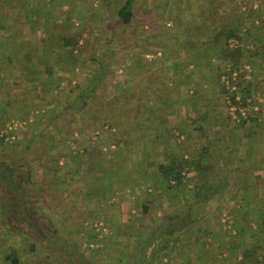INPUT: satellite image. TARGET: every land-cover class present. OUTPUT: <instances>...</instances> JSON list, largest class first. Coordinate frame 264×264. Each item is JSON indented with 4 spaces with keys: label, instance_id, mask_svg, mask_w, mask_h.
<instances>
[{
    "label": "trees",
    "instance_id": "obj_1",
    "mask_svg": "<svg viewBox=\"0 0 264 264\" xmlns=\"http://www.w3.org/2000/svg\"><path fill=\"white\" fill-rule=\"evenodd\" d=\"M218 1L223 3L224 0ZM133 3L134 0H126L117 11V17L124 26H129L133 22ZM112 4L109 6L111 7ZM36 10L42 11L40 8ZM214 15L213 12L206 21L208 22L210 19L213 21ZM239 15L235 26H232L231 23L224 24L222 30L212 41V44L216 45L221 63L225 66L224 69L218 68L217 77L219 80L225 78L228 83L227 85L221 84V96L228 99L225 102L228 109L235 107L233 114L236 117L234 119L230 114L222 115L221 105H208V109L199 113L197 119L192 121L197 126L200 148H190L185 146L186 144L178 142L181 135L185 133V126L188 125L184 119L180 118V115L170 118L172 115H163L158 108L150 110L146 107L143 98L153 90L151 88L147 90L146 86L144 87L145 80L140 83L135 82L129 89L124 88V90L123 84L119 83L118 86L121 87V91L123 90L124 97H115L117 87L114 85L115 90L111 96L116 98V102L113 100L111 103L109 100L106 103L91 101L93 98L98 99L101 95L108 97L110 89L101 85L107 76V73L103 72L94 75L97 80L86 86H78L75 99L63 103V106L57 108V118L52 121L53 125L49 127V131L60 129L64 134L65 128L70 124L62 121V118L73 114L84 118L81 121V127L86 132L88 130L93 133L109 130V140L101 139L100 141L103 146L109 145L107 155L113 158L122 153L121 148L114 150L110 146L111 144H117L118 147L123 145V148L127 146L126 156L120 157V162L113 160L115 163H113L112 169L97 168L99 163L103 164L104 161L102 148L100 149L96 145L97 143H91L87 137L88 143L85 142L82 146L83 162H80L78 167L71 172L66 170L65 166L60 165V158L51 155L52 138H47V140L43 134L31 138L32 146L38 145L42 148L34 149L29 146L22 154L25 156L23 165L31 168L26 180L29 184L25 185L14 182L16 174L20 171L19 167L0 157V188H3L4 193L6 191L10 197L22 202L24 216L27 218L28 224L31 227L34 224L38 225L41 223L43 215H46L50 221L49 225L43 222L42 228L49 234L52 233L51 235L46 233L45 237L38 236L40 233L43 235L39 226H36L37 230L34 233L25 232V249L31 257H39L37 246L42 244L44 250L53 253L46 254L48 259L47 261L42 260L43 264H48L50 260H52L50 264L52 262L54 264H107L106 260L100 258L103 257L100 247L96 249L100 257H87L83 252L72 251L67 239L60 242L59 223L57 224L59 217L57 219V215H54L55 211L50 205L49 196L57 194L53 187H60V182L63 180L62 175L70 178L71 183L82 181L87 186L88 194H93L96 189L97 196L101 198L106 197L108 193L115 192L114 188L118 187L124 178H128L127 184L132 188L138 186L145 188L146 186L140 182H132L136 179L135 176L144 173L146 178L151 175L156 178V182L152 185L156 200L147 198V200L141 201L142 218L133 217L128 218L127 221L116 222L117 235L124 251L120 255L118 254V258L111 259V263L264 264V133L259 135V131L264 132L261 118L264 105L256 113L249 111L252 107L251 100L258 92L260 84L257 73H248L244 70L246 64H250L251 68L256 66L255 63L249 61L254 60L252 51L244 49L243 45L236 49L229 47L231 40H238L243 44L244 41L252 43L255 39L258 44L255 56H260L264 52V45L262 46L264 40L252 35V28L247 27L246 24L244 28L243 23L251 20L255 24L253 21L255 19L262 24L264 23V14L261 10L258 13V11L246 12L240 9ZM206 24L205 32H209L207 29L209 25ZM261 26H256V28ZM65 30V25L48 26L47 31L51 36L48 48L52 50V47L54 50L61 45L60 47L67 54L56 55L52 50V57H48V62L61 60V58H65L64 61L69 60L72 65L77 60L86 61L84 55L86 40L84 41V37L87 30L80 28L69 33ZM188 30L185 31L183 48L198 47L199 45L194 42L196 41L195 31ZM253 45H255L254 41ZM93 61L103 66L106 63L104 59L93 58ZM60 64L61 62H58L57 66ZM129 75L130 73H127V76ZM247 75L250 76L249 79H247ZM49 76L53 77L55 73L51 71ZM114 76L116 77L117 73L112 71V81ZM159 91L161 90L159 89ZM73 92L74 90H71V94ZM165 106L166 104H162L161 107L165 108ZM214 116L217 118L214 119ZM218 116L221 117L220 120ZM154 120L158 121L160 130L153 124ZM213 126L219 127L221 130L214 133L213 130L207 132ZM152 129H155L156 135L149 132ZM141 131L144 132L145 140H151L152 147L148 145V151L146 154L144 153L145 158L141 162L142 167L133 166V170L130 171L127 166L130 162L131 146H137L139 138L137 134ZM63 134L58 141L60 145L70 140L78 142L77 138L67 137ZM187 137L190 136L187 134ZM259 137H262V144L255 150V142ZM169 141L174 144L172 145L174 153L167 158L159 159L158 155L163 154L156 153L154 149L158 150L159 142L165 145ZM0 142L6 144L2 139ZM223 150H229L231 155L236 153L235 158H240L241 163L236 164L233 159L230 164L227 163V166L220 164V157L225 156L222 153ZM229 151L228 153H230ZM36 164L42 171L40 181H33L32 177L34 175L32 166ZM234 177H237L238 180L233 181ZM27 185L34 188L33 194L29 192ZM66 194L69 196V193H65L62 198H57L58 207L69 212L71 207L65 204L68 197ZM227 198L234 203L235 209L232 212V219L229 220L230 226L219 220V225L222 228L219 232L217 226L208 221L214 216L218 219L222 216V213H215L214 208L219 201L222 202ZM181 199L183 204L180 202ZM82 202L84 201L82 200ZM14 205H16L15 201ZM26 206L29 208L27 209ZM45 207L48 211L43 212ZM6 210V206H3L4 217L8 213ZM96 224L95 222L81 225L89 245L96 244L103 236L102 230L98 229ZM206 244L210 246L208 249H205ZM92 249L95 250L94 247ZM192 251L195 257H192ZM52 255L55 256L50 259ZM20 256L18 250L11 247L4 259L10 264H23ZM45 257L44 259H46Z\"/></svg>",
    "mask_w": 264,
    "mask_h": 264
},
{
    "label": "crops",
    "instance_id": "obj_2",
    "mask_svg": "<svg viewBox=\"0 0 264 264\" xmlns=\"http://www.w3.org/2000/svg\"><path fill=\"white\" fill-rule=\"evenodd\" d=\"M92 1L0 0V124L6 121L0 132L13 120L25 122V125L16 131V139L11 143L12 145L21 141L19 148L22 149L20 151L22 155L29 146H32V139L28 138L29 132L33 133L31 137L41 136L42 132L37 131L42 129L36 130L37 127L43 124L46 126L55 120L57 108L75 99L78 86H86L97 80L94 75L106 72L107 76L101 85L108 88H113L115 85L117 87L115 97H124L121 87L118 86L119 83L123 84V89H129L133 83L145 80L144 87L146 86L147 90L148 88L153 90L143 98L146 107L150 110L158 108L163 115H172L170 118L180 115V118L188 124L181 138L187 139L188 143H193L200 148L197 126L192 121L197 119L198 114L202 112L201 105L207 107L214 102L217 97L216 91L218 92L223 84L222 79L219 80L217 77L218 68H225L216 51V45H213L212 41L222 30L224 24L236 25V19L240 16L242 6L247 8L246 12L253 10L260 13L261 10L264 14V0H224L222 4L218 0H214V3L213 0H134V19L129 26L122 25L117 17L119 7L126 0H96L95 5L98 7L91 6ZM111 3H113L111 5L113 10L110 12ZM37 8L42 11H37ZM84 8H88V11H84ZM213 12L214 20L210 19L207 22L206 20ZM81 15L85 17L86 23L90 21L97 23L98 33H95L94 38L103 43L100 47L102 50L95 55L98 58L117 55L119 62L115 61V64L106 62L104 66L94 61L89 63L87 58L82 62L77 60L73 65L68 60L64 61L65 58L48 62L47 59L49 56L52 57L53 50L52 47L50 50L47 46L51 38L47 31L48 26L64 25L68 17L75 20ZM206 23L209 25L207 28L209 32H205ZM244 24L245 22L243 23L245 28ZM98 25L102 26L98 27ZM163 25H167L166 32L170 39L166 43L171 41L168 43L170 46L164 43L165 39L160 35L159 31ZM259 25H261L260 21L256 20V26L259 27ZM188 29L195 31L196 41L194 42L199 45L196 48H183L185 31ZM121 39L126 40L127 44L133 42L136 44L135 48L133 50L119 49L117 45ZM60 46L53 50L55 54L67 55ZM58 62H61L59 66H57ZM86 62L89 64L85 65ZM84 66H87L86 69ZM51 71L55 73V76H49ZM112 71L119 75L113 81ZM127 73L130 75L127 76ZM141 85L143 87V84ZM71 90H74L73 94ZM106 97L101 95L98 99L93 98L91 101L106 103L109 100V97L108 99ZM115 97L111 96L110 103L112 100L117 101ZM162 104H166L165 108L161 107ZM79 117L73 114L62 118V121L72 124L69 127L72 128L69 136L77 139H80L82 135ZM216 118L217 116H214V119ZM30 120L31 122H28ZM35 120L36 123H33ZM153 124L160 130L157 120H154ZM31 126L32 128L29 129ZM59 130L55 129L47 135L53 141L50 147L51 155L60 158V165L65 166L66 170L71 172L78 167L80 162H83V150L79 152L80 148L72 140L60 145L58 141L62 137L63 130ZM105 131L107 132L105 129L96 133L97 140ZM149 132L156 135L155 129ZM187 134L190 137H187ZM63 135L67 133L64 131ZM137 136L139 138L135 151L139 153L138 159L128 164L130 169H133V166L142 167L144 153L148 151V145H152L151 140H145L144 132H138ZM178 142L183 143L181 140ZM158 145L160 147L154 151L163 154L159 159L167 158L174 153L172 141L165 145L159 142ZM32 148L41 149L42 146L33 145ZM104 151L107 152L108 148L106 147ZM16 153L18 154L17 151ZM23 167L22 171L27 180L31 168L27 165ZM32 167L33 181H40L42 177L40 167L37 164ZM153 176L146 178L142 173L135 176L136 179L132 182L153 185L156 182ZM62 179L59 188L58 186L53 187L56 195L62 198L65 193H69V196L66 194V197L68 196L66 202L70 196H75L78 200L80 198L78 187L83 185L82 181L71 183V179L64 175ZM127 180L128 178L123 180V184H127ZM72 192L73 194H70ZM96 199H99L97 195ZM57 210L58 208L54 211ZM6 251L5 254H0V264H10L4 259L9 250ZM32 258L27 259L31 262ZM21 260L25 259L21 258Z\"/></svg>",
    "mask_w": 264,
    "mask_h": 264
},
{
    "label": "rangeland",
    "instance_id": "obj_3",
    "mask_svg": "<svg viewBox=\"0 0 264 264\" xmlns=\"http://www.w3.org/2000/svg\"><path fill=\"white\" fill-rule=\"evenodd\" d=\"M97 4L96 0H93L91 2V6H97L95 5ZM94 7V8H97ZM88 8H84V11H86ZM113 10L112 7H110V12ZM88 11V10H87ZM70 12V11H69ZM264 12V11H263ZM71 16V15H70ZM85 18V17H84ZM83 15H81L80 18H76L75 20H72V18L69 17V20L66 21V23L64 24L66 26V31H68V33L70 31H77L80 28L82 29H86L87 30V34L84 37V41L86 40V51L84 52L85 57L89 60L90 62H93V58L96 57L97 59H104L107 63L109 64H115V61L119 62V58L117 57V55L115 56H105V57H100L98 58L95 53H99L102 48V43L103 41L100 40H96L94 38L95 33L97 32V23H94V21H90L88 23H86L84 21ZM74 19V18H73ZM87 20V19H85ZM254 23L251 20H247L245 22L246 26L249 28H252V33H254L255 36H257L258 38H261L264 40V23H260L261 27L260 28H256V21L255 19H253ZM84 22V23H82ZM244 24V25H245ZM56 25V24H54ZM102 26V25H98ZM114 26V25H113ZM70 27V28H69ZM167 29V25H163L160 28V35L162 37H164L165 39V44L170 46V42H167V40H169V35L166 32ZM98 33V32H97ZM167 33V34H166ZM252 40V39H251ZM253 41L255 43V45H253ZM251 42H245L241 45L244 46V49L250 50L252 51L251 54L253 55V59L254 60H249L252 63H255L256 66L251 68L250 64H246L244 66V70H246L248 73L254 72L258 74L259 80L258 82L260 83L258 85V92H256L254 94V98L251 100V108L249 109V111H252L254 113H256L263 105H264V52H262L260 54V56H255L256 55V46L258 44H256V40L254 39ZM258 42V41H257ZM83 43V42H82ZM264 44H262L263 46ZM136 44H134L133 42L130 44V42L127 44L126 40L121 39L118 42L117 47L123 48V49H131L133 50V48H135ZM251 49H249V48ZM94 54V55H93ZM69 61V60H68ZM70 63V61H69ZM89 63H85V65L89 64ZM87 66H84V68L86 69ZM84 72V71H83ZM82 72V73H83ZM119 77V75H117L116 77L114 76L113 79H117ZM250 76L247 75V79H249ZM222 83H225L226 85L227 80L225 78H222ZM110 91L108 93V97L109 100L111 98L112 92L115 90L114 88H109ZM124 90V89H123ZM122 90V92H123ZM217 97L214 99V102L211 105H215L217 104L218 106L221 105V110H222V115H228L230 114L231 117H233L235 119V115L233 114L235 111V107H231L230 109H228V107L225 105V102L228 101V99L226 100L224 97L221 96V90L220 88L218 89V92L216 91ZM107 98V97H106ZM108 99V98H107ZM144 100V99H143ZM139 102V101H138ZM110 103V101H109ZM228 103V102H227ZM229 104V103H228ZM200 105V104H199ZM209 105V106H211ZM202 112H205L208 108V106H204L202 107ZM213 108V107H212ZM223 117V116H222ZM15 118V117H14ZM220 116H218V119L220 120ZM262 124L264 126V112L262 115ZM84 118L82 116L79 117L80 122L83 120ZM6 123V121L3 122V124H0V130L2 129L3 125ZM36 123V120L33 122ZM53 122L48 123L46 126H43L45 124H43L40 127H37L36 130L38 129H42L40 131L37 132H42V134H44V138L47 139L49 138L47 135H49V132L55 130V129H51L49 131V127H51L53 124ZM78 123V122H77ZM74 124H76L74 122ZM72 125V124H70ZM70 125H68L65 128V133H67V137H71L69 135H71V131L72 128H69ZM209 127V126H208ZM32 126L29 128L31 129ZM107 130V129H106ZM187 130V129H186ZM213 130V131H212ZM221 129L219 127L213 126V128H209L207 130V132L212 131L213 133L215 131H220ZM82 135L80 137V139H78V142L76 143L78 145V147L80 148L78 151H82L83 148L82 146L84 145V143H88L87 138H89L91 143H97L96 145H98L100 147V149L102 148V158H103V164L100 162L99 166H97V168H105L106 170H110L114 167L115 162L114 161H118L120 162L121 159L120 157H125L126 156V150H127V146L124 148L123 145L121 147H118L117 144H111V147H114L112 149H120L122 151V155H116L113 158L110 157L109 155H107L104 150L105 148L109 147V145H102L100 143L101 139H106V141L109 140V135H110V131L107 130V132L105 131V133L103 132V134L101 133V135L99 136V139L97 140L96 137V133H93L92 131H84L81 129ZM264 132L261 130L259 131V135H262ZM33 135V133L29 132V136L28 138H33L31 137ZM37 136V135H35ZM182 136V135H181ZM39 137V136H37ZM47 137V138H46ZM91 137V138H90ZM262 137H259L256 139L255 142V150L258 149L259 146H261L262 144ZM50 139V138H49ZM48 140V139H47ZM181 141H183L184 144H186L185 146L190 148H194L196 149L197 146L195 144H190V142L188 143L187 139L183 140L182 138H180ZM204 141V140H202ZM44 142V141H43ZM69 142V141H68ZM66 142V144L68 143ZM74 144L75 142L72 141ZM89 142V143H90ZM186 142V143H185ZM21 143V141H17L15 144H2V142H0V157H2L5 161L17 165L20 169V171L16 174V178L14 179V182L19 183V184H26V175L25 173L22 171L21 168H23V164L25 161V156L20 154V151L22 150L21 148H19V144ZM90 143V144H91ZM10 144V145H9ZM151 147V145L149 146ZM221 148L223 147L220 146ZM137 146H131V152H130V156H129V160L130 162L135 160L138 157V152H136ZM19 150V151H18ZM16 151L18 152V154L16 153ZM229 151V150H228ZM228 151L223 150V157H220V164H226L225 166H227V163L230 164L233 159L236 164L241 163V159L240 158H235L236 157V153H234L233 155H231V152L228 153ZM82 153V152H81ZM80 153V154H81ZM220 153V152H219ZM23 154V153H22ZM84 153H82L83 155ZM166 156V153H165ZM116 158V159H114ZM158 158H160V155H158ZM138 159V158H137ZM129 162V163H130ZM104 165V166H103ZM127 169H129L130 171L133 169H130V166H127ZM1 172V169H0ZM110 172V171H109ZM127 178H124V180H126ZM123 180V179H122ZM238 180V178L234 177L233 181ZM97 183V182H95ZM5 184V183H4ZM83 184V182H82ZM6 185V184H5ZM90 185V183H89ZM124 185V186H122ZM144 185L146 186L145 188H141L140 186L132 188L130 187L128 184H123V182L119 183L118 187L114 188L115 192H112V194L108 193V195L106 197H101L98 199H96V189L94 191L93 194H88L86 192L87 186H85L84 184L81 185V187L78 190V194L80 196V198L78 200L75 199V196H70V198L68 199V201H65V204L71 207V210H69V212H65L66 210L62 209V207H58V196L56 194H51V196H49V198L51 200H49L51 207L54 208V210H56L58 208V210L55 212L54 215H57V219L59 217V219L57 220V224L59 225V233H60V242H63L64 239H67L69 241V247L70 249H72V251H75L77 253L83 252L87 257H96L98 256V252L96 251L97 247L101 248V253L103 255V257H100L102 260H106V262H108L107 264H114L111 263L112 260L111 259H115L118 258V254L120 255V253H123L124 251V247L123 245L120 243V239L117 235V231H116V222L117 221H127L128 218H142L141 213H140V203L141 201H144V199L147 200V198H151V199H155L156 200V194L153 191L154 187L152 186V184H148V183H144ZM3 188H0V254H5V251L9 250L11 247H15L18 252L21 254V258L25 259L23 260V264H43V261H47V255L53 254V253H48L46 250L43 249L42 244H38L37 248L39 250V257L36 258H32L28 252H26L25 249V232L28 231L29 233H34L37 228L36 226H39L41 229V231H43V235H41V233L38 236L41 237H45V234H49L47 232V230H45L44 228H42V223L44 222V224L49 225L50 221L49 219L46 217V215H43L41 217V223H38V225L34 224L33 227H31L28 224V220L27 218L24 216L25 212L23 211V204L20 200L18 199H14L12 196L10 197L6 191L4 193ZM34 188L32 186H29V192L30 193H34ZM73 194V193H71ZM78 196V197H79ZM155 197V198H154ZM95 198V200H94ZM103 198V199H102ZM105 199V200H104ZM82 200L84 202H82ZM222 200V199H221ZM14 201L16 202V205H14ZM95 201V202H94ZM219 201V200H217ZM78 204H77V203ZM93 202V203H92ZM180 202L183 204L182 199L180 200ZM60 203V202H59ZM167 206V204H165ZM3 206H6V211L8 213H6V217H4L5 213H2L3 211ZM16 208V209H15ZM26 208L28 209L29 207L26 206ZM52 208V209H53ZM235 207H234V203L227 199H224L221 201H219V203L215 206L214 208V212L218 214L222 213V216L216 218V216L213 217V219H209L208 222L212 223V225L217 226V231L221 232L222 228L219 225V220L227 223L228 226H230V222L229 220L232 219V212L234 211ZM48 211V209L45 207V209L43 210V212ZM19 212V213H17ZM53 212V211H52ZM42 213V212H40ZM158 216L160 214H157ZM53 217V216H52ZM97 223V227H102V231H103V236L101 237V240L99 242H97L96 244H91L89 245L86 242V238L84 233L82 232V227L81 225L84 223L86 225H88L89 223ZM101 223V224H100ZM45 230V231H44ZM49 230V229H48ZM105 230V231H104ZM52 233H50L49 235H51ZM58 239V237H57ZM131 246V244H130ZM92 247L95 248V250L92 249ZM205 247H207V249L210 247L207 244L205 245ZM6 251V252H7ZM58 251V250H57ZM46 256V257H45ZM52 255L50 257V259L53 258ZM43 257V258H41ZM44 257L46 259H44ZM192 257H195V254L192 251ZM27 258H32L31 262L29 259ZM34 259V260H33ZM49 259V260H50ZM55 259V258H54ZM43 260V261H42ZM52 260H50L51 262ZM50 262H48V264H50ZM52 264H54V262H52ZM118 264V263H115Z\"/></svg>",
    "mask_w": 264,
    "mask_h": 264
},
{
    "label": "built area",
    "instance_id": "obj_4",
    "mask_svg": "<svg viewBox=\"0 0 264 264\" xmlns=\"http://www.w3.org/2000/svg\"><path fill=\"white\" fill-rule=\"evenodd\" d=\"M242 11H246L245 6H242ZM240 46H241V44H240V42L238 40H231L229 42V47L231 49H236V48H238ZM28 122H31V120L28 121ZM24 125H25V122L20 121V120H13V121H11V123L7 124L3 128V130L0 132V139L4 140L5 143H7V144L8 143H10V144L13 143L14 140L16 139V131L19 128L23 127ZM112 148H114V147H112ZM97 228L98 229H102V227H97Z\"/></svg>",
    "mask_w": 264,
    "mask_h": 264
}]
</instances>
